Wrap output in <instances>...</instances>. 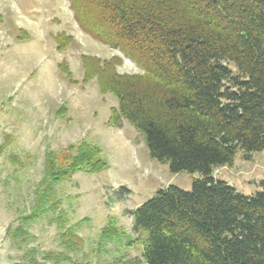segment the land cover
Masks as SVG:
<instances>
[{
    "label": "trees",
    "instance_id": "obj_1",
    "mask_svg": "<svg viewBox=\"0 0 264 264\" xmlns=\"http://www.w3.org/2000/svg\"><path fill=\"white\" fill-rule=\"evenodd\" d=\"M69 6L85 34L120 55L82 54L81 81L67 61L59 63L60 72L70 84L95 80L102 96L111 94L118 105L108 124L130 122L150 157L168 164L171 173L201 174L190 191L171 185L129 211L137 238L112 220L99 244L130 248L143 238L145 264H264V180L247 196L214 176L215 168L233 166L239 152L252 161L264 151V0H69ZM17 39L30 35L20 29ZM54 40L59 52L76 41L66 32ZM124 59L142 72L120 73ZM5 143L12 144V137ZM108 168L103 149L86 139L61 152L49 150L46 176L21 220L57 213L62 182ZM73 227L61 233L69 252L84 245ZM7 233L17 243L28 240L21 225ZM38 254L31 247L28 261L11 264H78L64 252L42 253L44 261Z\"/></svg>",
    "mask_w": 264,
    "mask_h": 264
},
{
    "label": "rangeland",
    "instance_id": "obj_2",
    "mask_svg": "<svg viewBox=\"0 0 264 264\" xmlns=\"http://www.w3.org/2000/svg\"><path fill=\"white\" fill-rule=\"evenodd\" d=\"M20 29L30 39L19 41ZM59 32L76 39L65 52L56 48L54 35ZM84 53L101 59L120 55L79 28L69 0H0V264L28 261L31 247L40 261L42 253L64 252L78 264H145L143 238L130 248L114 242L104 247L99 244L102 229L113 220L137 238L129 211L171 185L190 191L201 178L198 172L173 174L168 164L152 159L144 136L130 122L125 120L121 128L109 125L111 108L118 102L111 94L102 96L95 80L85 86L68 82L59 63L67 61L81 81ZM118 71L142 72L128 59ZM63 107L66 112H59ZM7 136L12 137L9 146ZM83 139L103 149L109 168L97 174L79 172L62 182L57 187L60 210L23 222L46 176L48 151L61 152ZM252 157L246 161L239 152L233 166L215 168V178L244 195L256 194L264 180V151ZM20 225L28 232L23 244L7 233L9 226L14 230ZM72 225L84 245L69 252L61 233Z\"/></svg>",
    "mask_w": 264,
    "mask_h": 264
}]
</instances>
